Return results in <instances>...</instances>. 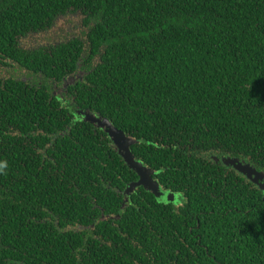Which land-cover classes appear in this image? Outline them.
I'll use <instances>...</instances> for the list:
<instances>
[{
	"label": "trees",
	"instance_id": "1",
	"mask_svg": "<svg viewBox=\"0 0 264 264\" xmlns=\"http://www.w3.org/2000/svg\"><path fill=\"white\" fill-rule=\"evenodd\" d=\"M69 14L83 38L31 43ZM86 114L178 202L124 197ZM234 158L264 173V0H0V264H264Z\"/></svg>",
	"mask_w": 264,
	"mask_h": 264
},
{
	"label": "water",
	"instance_id": "2",
	"mask_svg": "<svg viewBox=\"0 0 264 264\" xmlns=\"http://www.w3.org/2000/svg\"><path fill=\"white\" fill-rule=\"evenodd\" d=\"M85 120L94 123L108 134L116 152L124 159L128 167L137 174L138 181L126 187L123 193L124 197L134 192L137 187H142L145 191L152 193L159 203H170L174 200L172 193L164 191L156 181L152 180L153 171L142 166L140 162H136L131 156L129 147L134 145L136 141L125 136L123 132L114 128L107 120L97 119L89 114H86ZM223 163L228 167L234 168L264 193L263 172L255 170L249 164L241 162L237 158L223 160ZM126 200L127 198H125Z\"/></svg>",
	"mask_w": 264,
	"mask_h": 264
},
{
	"label": "rangeland",
	"instance_id": "3",
	"mask_svg": "<svg viewBox=\"0 0 264 264\" xmlns=\"http://www.w3.org/2000/svg\"><path fill=\"white\" fill-rule=\"evenodd\" d=\"M60 20L61 21L57 22L56 27L52 31L32 37L33 41L31 43L41 44L50 42L52 40L62 41L72 37H84L83 34L87 31V29L81 16L77 14H69ZM11 74L12 73H10V75ZM178 200L174 199L170 203L176 204Z\"/></svg>",
	"mask_w": 264,
	"mask_h": 264
}]
</instances>
